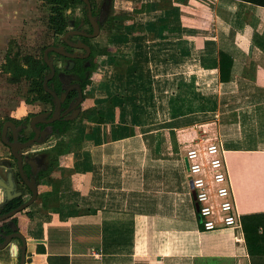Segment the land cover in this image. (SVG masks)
Returning a JSON list of instances; mask_svg holds the SVG:
<instances>
[{
    "label": "crops",
    "instance_id": "obj_1",
    "mask_svg": "<svg viewBox=\"0 0 264 264\" xmlns=\"http://www.w3.org/2000/svg\"><path fill=\"white\" fill-rule=\"evenodd\" d=\"M24 1L0 0V22H19ZM169 6L166 12L174 10L178 18L169 27V35L178 41L168 58L173 55L175 73L185 74L181 70L196 60L194 79L207 76L195 81L201 85L196 89L207 90L210 80L216 82L214 116L202 122L210 124V131L200 136L196 127L191 132L173 124L143 130L135 106L129 107V119L107 101L102 103L105 115L96 118L85 99L75 118L82 115L89 128L82 133L81 147L54 152L70 121L61 123V134L51 133L48 143L33 148L42 161L38 196L12 218L26 239V264H264V7L241 0H175ZM220 52L232 59L225 81ZM145 56L147 60L149 53ZM170 63L166 60L165 70L170 71ZM122 64L104 82L106 97L112 99L122 87L124 94L126 84L130 92H148L145 78L140 82L138 77L142 63L130 59ZM22 112L7 120L23 121L27 117ZM188 115L180 113L163 123ZM202 137L224 151L240 228L203 229L185 162L186 152L200 146ZM5 161H0V178L7 182ZM246 231L258 245L253 254ZM12 245L0 249V264H19Z\"/></svg>",
    "mask_w": 264,
    "mask_h": 264
},
{
    "label": "rangeland",
    "instance_id": "obj_2",
    "mask_svg": "<svg viewBox=\"0 0 264 264\" xmlns=\"http://www.w3.org/2000/svg\"><path fill=\"white\" fill-rule=\"evenodd\" d=\"M174 1L114 0V8L111 11L109 22L104 25L100 35L96 39L91 40V44L94 47L93 68L90 70L89 75H86L87 78L83 80L87 105L92 104L94 106L91 110L96 114V118L101 117L102 108L106 106V104L102 106V103L107 101L113 104L112 108L115 112H118L119 116L125 115L129 119L133 115L132 111L130 112V108L135 106L134 113L135 116L138 113V123L141 125L140 129L143 130H162L167 128L168 124H173L177 129L187 126L190 131L193 127H196L200 136L202 133L210 131V124L205 126L202 122L209 121L214 116L211 111L216 109L214 103L219 96V92L214 87L216 82L214 83V80H210L209 83L211 85H208L207 90L201 88L197 90L196 86L201 85L200 82L199 85H196L195 81L207 79L206 75H198L199 78L194 79L197 75V70H192L195 65H198V62L196 60L189 62L186 65L187 69L181 70H185L186 73L179 75L175 73L178 70L173 63V55H171L170 61L168 59L170 53L176 50L178 42L175 41V37L169 35V27L177 24L178 18L174 14V10L165 12L167 14L163 11L168 9L170 7L169 4ZM24 2L26 4L24 14L21 13L19 22H0L4 24V27L3 25L0 27V135L3 122L10 119L8 117L11 115L17 116L18 111H23L24 115L22 118H24L30 116L31 111L38 112L49 107L42 103L38 105L37 102H28L27 98H30L28 82L22 78L13 82L12 73L6 70L5 62L9 58L23 60L28 55L40 56L46 48L45 46H49L52 42H59L60 36L56 37L49 25L52 15L50 3L45 0H25ZM10 7H12V3ZM176 8L179 9L178 7ZM82 9L83 5L79 4L75 9L71 8L65 11L67 20L82 17ZM118 20H120L121 27L118 25L110 28L111 21L118 22ZM116 32L122 38L115 39L117 36ZM142 41H144L143 45L140 44ZM140 52H144V54H140ZM145 52L149 53L147 60L145 59ZM138 54L142 55L148 63L141 59L143 57L140 58L141 60L137 59L139 56L136 55ZM123 58L127 61L131 59L132 64L135 61H138V64L139 62L142 63V65L138 66V77L140 82L142 76L145 78L146 82L144 84L149 85L148 92H130L127 90L129 88L126 84L124 94L123 87L122 90L118 88V93H115L112 99H109V97H106L107 88L104 82L116 69V66L122 63L121 59ZM166 60L171 62L170 71L165 70L164 64ZM125 81L126 79H124ZM119 82L122 84V81ZM163 86V89L160 88ZM119 95L122 98H117ZM3 106L6 107L3 108ZM118 108H123V113L119 112ZM180 113L189 115L176 121L163 123L168 117H173ZM82 118V115H80L78 120L71 121L70 126L68 125V131L58 142V147H56L58 149H54L56 154L69 151L73 147H81L82 133L89 129L84 127L85 123L82 122ZM26 132L29 134L28 128ZM194 139V143L199 141L196 136ZM186 141L187 145L188 143L190 145L192 138H188ZM42 145L44 144H34L31 149L35 150L33 148H39ZM181 145L183 147V144ZM42 153L39 152V154ZM37 156L39 155L37 154ZM3 159L13 162L10 148L2 142L0 137V161ZM49 161L53 162L54 158ZM188 176L191 179V175L188 174ZM18 188L24 189L22 184H19ZM29 196L25 192L23 196L25 198L23 199L27 200Z\"/></svg>",
    "mask_w": 264,
    "mask_h": 264
},
{
    "label": "water",
    "instance_id": "obj_3",
    "mask_svg": "<svg viewBox=\"0 0 264 264\" xmlns=\"http://www.w3.org/2000/svg\"><path fill=\"white\" fill-rule=\"evenodd\" d=\"M83 2L86 3V7L88 10V17L91 21V24L93 26V33L90 34L89 36L91 37H97L100 33V25L99 22L96 21L95 17L92 15L91 11V4L89 0H82ZM110 1L111 0H106L105 1V11L109 9L110 6ZM70 27L74 26V23L70 21L69 23ZM73 34H83L82 32L78 31H68L65 36L63 37V40H65L68 44L73 46L74 48H80V49H85L88 54L90 53V47L88 45H85L84 43L78 42L75 44H72L68 38L70 35ZM54 51L60 55L69 57L71 59L73 58H83L84 56H79L75 53H68L63 50L62 47L58 46H50L45 49L44 51V61L45 63L49 66L50 68V73L48 76L45 77L44 82H43V87L45 91L51 94L53 97V103L55 105V110L54 112L48 111V112H42L35 114L31 117L30 120V127L34 131V137L25 141L21 142L18 139V134L19 132L25 127L23 124L21 125H16L15 122L12 120H7L3 123L2 125V130H1V140L4 144H6L8 147H10L11 154L16 159L17 161V172L20 175L21 179L25 183V185L28 187V189L31 191L32 195L28 200H25L22 202L19 206L16 208H13L7 212H2V208L11 200H13L16 197H19L23 194L21 190H17V183L15 182V171L12 168V163L9 161H5L4 163L8 167L7 173H8V178L7 182L3 181L0 178V187L2 189L3 195H4V201L0 203V223L1 222H6V224L11 228L10 233H5L3 230L0 232V236L2 237L3 241L0 242V249H4L9 245H12L13 241H19L21 242L20 246L17 244L12 245V254L19 260V264H26V239L18 231V227L16 225V222L12 219L14 215L18 214L19 212H22L25 210L27 207H29L37 198L38 196V171L39 168L42 166L41 159L38 156L35 157H30L27 155L26 150L28 147L34 145V144H43L46 143L47 137L51 133V128L47 127L42 129L40 124H52L59 120L60 114H61V105L62 102L66 98V94L69 91L67 87H64L66 92L62 95L61 98H59L58 94L48 86V81L54 76L55 74V67L53 65V62L51 58L49 57V52ZM71 66L73 65L74 62H70ZM62 100V102H61ZM83 97H82V92H80V100L75 104L78 105L80 102H82ZM72 107L69 108L67 111H65L66 115L71 111ZM80 113V109L76 108L72 115L67 116V119L73 120L74 118L78 117ZM50 116V117H49ZM9 130L12 131L13 133V139L10 138L9 136ZM186 165L188 166V160H185ZM25 165H28L31 168L30 174L26 172ZM198 209V206H197Z\"/></svg>",
    "mask_w": 264,
    "mask_h": 264
},
{
    "label": "flooded vegetation",
    "instance_id": "obj_4",
    "mask_svg": "<svg viewBox=\"0 0 264 264\" xmlns=\"http://www.w3.org/2000/svg\"><path fill=\"white\" fill-rule=\"evenodd\" d=\"M89 1H90V4H91L92 15L95 17L96 21L99 22L100 33H101L102 28L104 27V25L107 22H109L111 11L114 8V0L110 1V6H109V9L107 11H105V8H106L105 1L106 0H89ZM82 3L81 4L83 5V9H82L83 10V16L82 17L80 16L79 18L74 19V20L73 19L68 20L67 21L68 22V28L59 37V42H52V44H50L49 46L48 45L46 46V48H48L50 46L62 47L65 52L75 53V54H77L79 56H81V55L84 56L83 58H73V59H71L69 57L60 55V54H58V53H56L54 51H50L49 52V57L51 58V60L53 62V65L55 67V74L48 81V86L50 88H52L58 94L59 98H61L62 95L66 92L64 87H67L69 89V91L66 94L65 100L63 102L61 100V102H62L61 114H60L61 118L59 120H57L56 122H54L52 124H49V125L48 124H40L42 129L50 127L51 128L50 130H51L52 134L53 133L57 134L56 132H58V129L56 128V126L58 125L57 123L61 124V123H64V122H70V121H74L75 120V118L73 120H69V119H67V116L72 115L73 111L76 108H79L80 111H81L82 104H83V102L86 99V92H85V87H84L83 80L85 78H87L86 75H89V72H90V70L93 67L94 47L91 44V40L96 39L100 35V33H99V35L97 37L89 36L90 34L93 33L94 29H93L91 21H90V19L88 17V10H87V7H86V3L83 2V1H82ZM70 21H72L74 23L73 27H70V25H69ZM68 31H78V32H82L83 33V34L70 35L68 40L72 44L81 42V43H84L85 45H88L90 47V53L89 54H88V52L85 49L74 48L73 46L68 44L65 40H63V37L65 36V34ZM45 49H44V51H45ZM44 51H43V58H44ZM71 61L74 62L72 66H71V63H70ZM49 73H50V68L48 66V68H47V70H46V72L44 74L43 82H44L45 77L48 76ZM43 82H42V84H43ZM80 92H82L83 100H82V102H80L78 105L75 106V104L80 100ZM34 102H40V103H42L44 105L49 106L48 108H45L44 110H42L40 112H37L35 114L42 113V112H48V111L54 112V110H55V105L53 103V97L51 98V101L35 100ZM71 107H72L71 111L69 113H67L66 115H64L65 111H67ZM32 115H30L27 118H25L23 120V122L16 123V125L23 124L25 126L18 134V139L21 142H25V141H27V140H29V139L34 137L35 133H34L33 129L30 127V120H31ZM61 126H63V125L61 124ZM27 128L29 129V134H27V132H26ZM1 130H2V128H1ZM51 133L47 137L46 142H48L50 140V137L52 135ZM9 136H10L11 139H13V133H12L11 130H9ZM32 152H34V153H32ZM36 152H37L36 150H32L31 149V146L28 147L27 150H26L27 155L28 156L31 155L30 157H35L36 156ZM10 153H11V150H10ZM11 157L13 158L12 168L15 171V182L17 183V190L20 189V188H18L19 184H22L23 188L25 189V190L24 189H20L23 192V194L21 196H19V197H16V198H21V197L23 198L25 192H27L30 195L29 196V198H30L32 193L28 189V187L25 185V183L23 182V180L21 179L20 175L17 172V161H16V159H14L12 154H11ZM25 168H26V172H28V174H30L31 168L28 165H25ZM38 172H39L38 173V178H39L40 170ZM5 206L2 208V212H7V211H4L6 209Z\"/></svg>",
    "mask_w": 264,
    "mask_h": 264
},
{
    "label": "built area",
    "instance_id": "obj_5",
    "mask_svg": "<svg viewBox=\"0 0 264 264\" xmlns=\"http://www.w3.org/2000/svg\"><path fill=\"white\" fill-rule=\"evenodd\" d=\"M200 144L186 152V159L203 229L240 228V214L233 199L224 151L204 137Z\"/></svg>",
    "mask_w": 264,
    "mask_h": 264
},
{
    "label": "trees",
    "instance_id": "obj_6",
    "mask_svg": "<svg viewBox=\"0 0 264 264\" xmlns=\"http://www.w3.org/2000/svg\"><path fill=\"white\" fill-rule=\"evenodd\" d=\"M48 1L51 5V18H50V28L53 30L54 35L56 37L61 36L68 28V20L67 16L65 14V11L71 8L77 7L79 4L82 3V0H45ZM244 2H249L254 5L263 6L264 7V0H241ZM83 4V3H82ZM159 6V5H157ZM172 7V4H171ZM166 12V9L163 11ZM120 20L118 22L111 21L112 28L114 26H120ZM121 27V26H120ZM117 36L115 39L122 38V36H119L118 32L115 33ZM46 47V46H45ZM122 63H125L127 61L125 58L121 59ZM6 70L12 73L13 82L19 80L20 78L25 79L26 82L29 84L28 93L30 100H43V101H51V95L45 91L43 87V78L44 74L48 68L47 64L44 61L43 53L40 56L35 55H28L25 56V58L17 59V58H9L6 62ZM119 63L118 65L122 64ZM232 65V59L229 56H223V54L220 52V71H221V80H226V75L224 73L225 68H230ZM124 68L125 66H121ZM127 67V66H126ZM123 73V72H122ZM119 74V72H117ZM123 79V76H122ZM124 97V96H123ZM15 123H21L22 120H15L13 119ZM56 128L58 129V133H62L64 131V128L60 125H57ZM22 202H24L23 198H15L11 201H9L4 211H9L13 208H16L19 206ZM258 227V224L256 225ZM3 230L5 233H10L11 228L4 224L3 226H0V232ZM246 239L248 243V247L251 250L253 254V248H257V244L250 240V236L248 235L246 231ZM3 239L0 236V242H2Z\"/></svg>",
    "mask_w": 264,
    "mask_h": 264
}]
</instances>
